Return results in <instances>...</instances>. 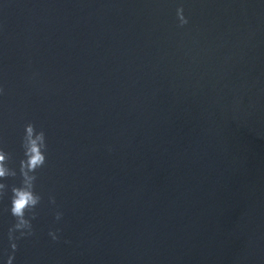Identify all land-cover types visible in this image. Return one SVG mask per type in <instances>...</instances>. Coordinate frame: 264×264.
Here are the masks:
<instances>
[{
	"label": "water",
	"instance_id": "95a60500",
	"mask_svg": "<svg viewBox=\"0 0 264 264\" xmlns=\"http://www.w3.org/2000/svg\"><path fill=\"white\" fill-rule=\"evenodd\" d=\"M177 2L0 0V142L50 146L14 264H264V0Z\"/></svg>",
	"mask_w": 264,
	"mask_h": 264
},
{
	"label": "clouds",
	"instance_id": "9594fccd",
	"mask_svg": "<svg viewBox=\"0 0 264 264\" xmlns=\"http://www.w3.org/2000/svg\"><path fill=\"white\" fill-rule=\"evenodd\" d=\"M178 24L188 23L184 13L183 0H178L176 7ZM0 85V94H3ZM21 154L18 159L0 142V200L7 197V209L13 220L7 228V240L12 251L4 257L0 254V264H14L18 241L23 237L35 234L34 220L42 201V194L37 190L38 172L43 169L49 157V138L46 129L29 120L23 125V133L19 140ZM8 178H16L9 183ZM51 204H55V196L48 195ZM63 211H54L56 221L63 217ZM59 226L49 227L48 236L57 241L61 239Z\"/></svg>",
	"mask_w": 264,
	"mask_h": 264
}]
</instances>
